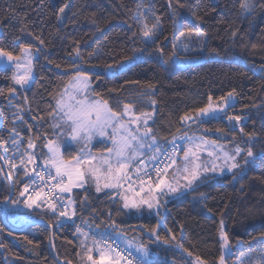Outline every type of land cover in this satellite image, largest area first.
<instances>
[{
  "label": "trees",
  "instance_id": "1",
  "mask_svg": "<svg viewBox=\"0 0 264 264\" xmlns=\"http://www.w3.org/2000/svg\"><path fill=\"white\" fill-rule=\"evenodd\" d=\"M63 2L64 0L54 1L60 5ZM67 2L75 7H70L66 14L75 12L73 19L77 22L63 28L54 14L58 12V7L49 8L47 0H0V47L17 53L20 43L39 46L38 41L28 33L40 35L42 32L46 45L44 52L49 60L54 61L49 64L44 55H38L34 62L30 86L24 90L16 86L17 95L12 98L13 104H21L25 109L29 108L30 104L31 113H22L29 124L35 125L33 116L45 118V123L39 130L40 134L46 133L49 139L53 138L51 130L47 127L51 123L48 118L49 105L54 104L53 97L62 91L71 74L64 75V71L71 67L68 53L75 45L70 39L59 38L56 29L60 28V35L74 37L80 41V51L84 61H87L85 67L90 64L100 65L99 68L89 70L90 74L99 73L102 77L101 80H96L93 76L91 88L100 93L103 99L108 100L115 111H120L124 103H133L137 114L152 112L153 107L149 106L147 99L140 100L138 97L141 91H146L143 85H155L152 98L157 101V112L154 116L155 124L149 122V126L153 128L159 142L163 143L171 136L183 132L188 125L182 123L180 117L186 112L191 113L195 108L205 106L209 95L218 99L235 88L238 101L234 114L250 117L243 120L242 126L246 132L254 133L258 137L253 145L255 150L260 152L264 149V10L259 6L254 7L249 14L241 11L239 0H180L182 4L191 5V9L184 7L178 10L181 17L187 18L184 27L205 32L208 47L217 49L219 53L217 55L206 52V59L181 65L176 63L173 56L177 49L173 48V44L177 42L174 40L167 0H153L158 14H162L163 18V32L158 36L156 44L163 48L164 55L160 56L155 50L145 52L143 63L129 65L116 76L111 73L105 76L104 64L131 56L134 49L142 47L139 36L132 38V32L129 31V25L134 23L137 12V0ZM262 2L264 0H255L257 5ZM193 12L196 15H193ZM93 13L96 14L95 19L103 29L102 32H98L90 23ZM41 20L44 21L43 24ZM21 21L28 25L23 33L20 32ZM235 29H239V32L233 41L230 34ZM183 30L184 28H179V31ZM132 31L138 30L133 28ZM16 37L20 39L17 41ZM97 42H101L102 55L99 59H89L88 53L97 47ZM191 47L197 46L192 44ZM178 53L196 55L193 50H178ZM165 60L169 62L164 63ZM55 63H59L61 68L56 69ZM12 74V68L0 67V142H3L4 154L0 167L4 168V172L6 170L12 174L15 186L12 200L19 199L22 203L24 198L18 197L17 193L23 184H18L17 180H26L22 174L18 176L11 168V164L17 161L13 159L9 129L17 127L25 138L24 147L29 132L27 127L20 126L19 121L13 124V113L16 109L9 104L7 93V89L12 86ZM125 81H139L141 87L126 84ZM111 89L116 91H109ZM25 95L29 104L24 103ZM230 127L226 116H218L213 120L205 119L204 123H199L196 130L206 129L204 132L207 137L221 141H230V135H235L237 140L242 138V143L243 136L238 130L235 133L230 132ZM217 129H223V134L217 132ZM188 130L191 131L190 128ZM32 132L36 133L35 126ZM222 135L227 139L222 138ZM104 140L105 138L95 141L93 148H100L101 142L102 148L109 147L110 142L105 143ZM46 143V140H37L38 145ZM75 150L76 147L63 149L65 158L75 155ZM36 151L45 153L46 148L39 147ZM180 155L182 156V151ZM8 185L9 180L0 176V228L3 229L0 231V242L6 245V248H0V264H61L60 261L83 264L77 256L80 249L79 239L74 235L75 226L69 223L62 227L56 226V218L48 213L47 209L40 207L35 210L27 208L28 211H17L37 216V219L25 223L10 221L8 208L4 209L6 198L9 196ZM107 192L96 193L95 187H88L87 193L77 189L73 191V196L78 199L88 195L91 204L86 211L78 210V225L84 227L81 224L82 218L92 222L94 228L98 226L99 229L111 231L108 226L114 220L116 227L128 240L149 246V259L153 264H185L178 250L174 251L163 243H153L148 236L146 230L157 224L154 214L119 212L121 202L111 194L106 195ZM12 200L9 205L13 204ZM161 200L168 201L165 208L161 209L164 224L172 230L178 240L183 237L184 247L194 255H200L209 261L220 255L219 227L220 220L224 219L227 225L225 230L229 234L233 250V255L229 258L230 263L258 264L259 253L264 250V239H261V234H264V160L258 159L254 169L237 180L232 179L231 173L216 174L214 179H209L196 192L185 191L179 196L162 197ZM92 209L96 210L95 214ZM141 227L146 230L141 232ZM85 230L88 229L85 227ZM159 232L161 236L168 235L163 225ZM28 241L32 243L29 244ZM52 244L55 245L54 248Z\"/></svg>",
  "mask_w": 264,
  "mask_h": 264
},
{
  "label": "snow or ice",
  "instance_id": "2",
  "mask_svg": "<svg viewBox=\"0 0 264 264\" xmlns=\"http://www.w3.org/2000/svg\"><path fill=\"white\" fill-rule=\"evenodd\" d=\"M47 2L49 8L58 7V12L54 14L63 28L77 22L73 19L76 16L75 12H72L71 15L66 14V10L75 7V5L70 6L67 0H64L62 5L54 3V0H47ZM167 5L174 30V40L177 42L173 44V48L180 44L187 49L188 45L184 43L185 41L196 42L202 51H206L208 54H219L217 49L208 47L205 32L184 27L187 18L181 17L178 10L184 7L191 9V5L182 4L180 0H167ZM257 6L264 10V2L257 5L255 0H239V7L243 13L251 14L253 8ZM136 9L134 23L129 25V31L132 32V38L139 36L142 47L134 49L131 56H124L122 60L104 64L103 68L106 71L103 75L105 76L109 73L116 76L127 69L129 65L135 66L143 63L145 52L155 50L160 56L164 55L163 48L156 44L158 36L163 32L162 14H158L153 0H137ZM9 11L11 12V10ZM192 14L196 15L195 12ZM95 16L96 14L93 13L90 23L96 27L98 32H102L103 29L99 26ZM43 23L44 21L41 20V24ZM178 26L184 30L179 31ZM27 28L28 25L21 21L20 32H25ZM133 28L138 31H132ZM60 32L61 29L57 28L56 33L59 38L61 40L70 39L75 47L68 53L71 67L64 71V75L71 73L69 79L64 84L62 91L53 97L54 104L49 105L48 118L51 123L47 127L53 134L52 139H49L46 133L40 134L39 130L45 123L43 116H33L32 119L36 123L32 125L22 114L31 113L27 95L23 97V100L25 104H29V108L25 109L21 104L12 103V98L17 95L16 86H19L21 90L30 86L33 80L34 62L38 55H44L49 64L54 63L48 59L44 52L46 45L45 40L42 39V32L40 35L33 32L28 33L35 41H38L39 46L32 43H20L17 53L0 47V61H3V67L13 70L12 86L7 89L9 104L16 109L13 113V124L19 121L20 126L27 127L29 132L26 147H24L25 138L17 130V127L9 129L13 159L17 161L11 164V168L18 176L22 174L26 180V182L17 180L18 184H23L17 194L18 197L24 198L25 207L34 210L45 207L48 213L56 218V226H65L73 217L80 218L77 216L78 210L82 212L91 207L88 195L79 199L73 196L74 189L87 193L88 187L86 186L91 182L95 186L96 193L108 190L106 195L111 194L121 202L122 207L118 209L119 212L154 214L157 218L156 226L147 230L141 227L140 231L146 230L153 243H163L174 251L178 250L183 256L185 264H228L233 250L229 234L225 230L227 225L224 219L220 220L219 227L220 255L212 261L206 260L200 255L193 258V252L185 248L182 243L183 237L178 240L176 235L172 234V230L164 224L161 209L165 208L168 201L162 202L161 198L179 196L185 191L196 192L209 179H214L216 174H223L225 171L231 173L233 180H237L248 171L253 170L258 159L264 160V149H261L259 153L253 151L252 144L258 137L254 133L246 132L245 127L242 126V121L250 119V117L228 114V110L235 107L237 103L236 89L233 88L227 94L218 97L219 103L209 95L208 103L205 106L195 108L191 113L186 112L180 117V120L190 126L192 123H204V118L217 119V114L222 113L231 125L230 132L235 133L238 130L241 136L247 137L246 143L249 146L246 149L236 144L229 151L226 150L225 144H221L217 140H210L203 135L189 136L186 132L179 137L174 135L171 141L161 143L157 140L153 128L149 126V122L155 124L154 111L157 101L152 98L155 85L152 83L143 85L146 91H141L138 97L140 100L147 99L149 106L154 109L153 112L137 114L133 103H124L120 111H115L109 105L108 100L103 99L100 93L94 92L91 88L93 76L96 80H101L102 77L99 73L90 74L89 70L99 68L100 65L90 64L85 67L87 61H84L80 51V41L74 37L60 35ZM177 32L178 35H176ZM238 32L239 29L233 30L230 39L234 41ZM15 39L18 41L20 38L16 37ZM101 55V42H97V47L88 53V57L89 59L93 57L99 59ZM109 55L111 56V54ZM170 59L171 57H169ZM168 62V60L164 61V63ZM55 68L60 69L61 65L55 63ZM125 83L141 87L139 81H125ZM109 91L115 92L116 90ZM117 104L119 106V102ZM34 126L36 133L32 132ZM216 131L222 134L224 132L223 129ZM97 136L105 138V143L110 142V146L101 155L87 150L88 145ZM222 138L227 139L223 135ZM41 139L46 140L47 143L38 145L37 140ZM177 139L188 142L180 150L182 156L177 151L175 144ZM232 139L235 140V135L232 136ZM77 144L83 145L78 154L65 158L61 146L70 149ZM39 147L46 148L47 152L36 151ZM2 149L3 142H0V161L4 160ZM204 153L207 154L206 159L203 156ZM238 158L240 159L238 160ZM11 175V173H5L4 168L0 167V176L8 179ZM8 190L11 196V182H9ZM200 195L203 196V193ZM20 202L19 199L12 200L13 204ZM92 213L95 214L96 210L92 209ZM109 217L111 218V211H109ZM81 224L84 227L75 225L74 235L79 239L80 251L77 252V256L83 264H153L149 259V246L139 243L134 247L133 241L122 235L114 220L108 226L111 231L99 229L98 226L94 228L92 222L82 218ZM161 225L168 235H160ZM85 227L88 229L87 231ZM0 231L3 229L0 228ZM182 231L183 227H181ZM261 239H264V234H261ZM28 243L31 244L32 241H28ZM52 247L54 248L55 245L52 244ZM0 248H6V245L0 242ZM62 264H72V262L64 261ZM258 264H264V250L259 253Z\"/></svg>",
  "mask_w": 264,
  "mask_h": 264
},
{
  "label": "rangeland",
  "instance_id": "3",
  "mask_svg": "<svg viewBox=\"0 0 264 264\" xmlns=\"http://www.w3.org/2000/svg\"><path fill=\"white\" fill-rule=\"evenodd\" d=\"M54 1H56V0H54ZM66 13H67V10H66ZM65 22V21H64ZM184 43H186L187 45H188V47H187V49H185L183 46H181L180 44H177V46H176V54H175V61H176V63H178V64H181V65H185V64H189V63H196V62H199V61H202L203 59H206L207 58V55H206V51H202L201 50V47H200V45L198 44V43H196V42H191V43H189V42H184ZM192 44L193 45H196L197 47H191L192 46ZM190 48V49H189ZM178 50L179 51H185V52H189L190 50H193V51H195L196 52V55H190V56H187V55H181V54H179L178 53ZM0 67H3V61H0ZM92 85V84H91ZM236 100L238 101V96H236ZM214 101L215 102H217V103H219V100L218 99H214ZM236 105V104H235ZM234 107L233 108H231V109H229L228 110V114L229 115H234V116H236V114H234ZM154 111V109L152 110V112ZM156 112H157V106H156V109H155V111H154V116H155V114H156ZM218 116H223V114L222 113H218L217 114ZM239 116V115H238ZM242 117V116H241ZM204 119H208V118H204ZM243 122V121H242ZM196 124V125H195ZM198 125H199V123H192V124H190V129H191V131H189L188 129L185 131H183V132H180L181 134H183L184 132H186V133H188V135L189 136H192V135H195V136H197V137H199V136H207V134L204 132V131H206V129H203L204 131H202L201 129H199V130H196V127H198ZM189 126V125H188ZM208 133H211L212 131H207ZM229 133V132H228ZM190 134H192V135H190ZM229 136V135H228ZM233 135H230V137H232ZM208 139H210V140H215L214 138H212V137H207ZM101 139H103V137H95L94 139H93V141L91 142V144H89L88 145V149L87 150H90V151H92L94 154H96V155H101L102 153H104L105 152V150H106V148H102L101 146L103 145V142H101L100 143V148H98V149H94L93 148V145H94V142L95 141H98V140H101ZM242 139V138H241ZM241 139L240 140H237L236 139V137H235V140H230V141H227V140H225V141H221V140H217L219 143H221V144H225L227 147H226V150H231L236 144H239L242 148H247L249 145L246 143V141H247V137L246 136H243V141H242V143L240 142L241 141ZM188 142H187V140H186V142H185V145L187 144ZM254 143L252 144V147H253V151L254 152H256V153H259L257 150H255V148H254ZM74 147H76V150H75V155L76 154H78V152H79V149L81 148V147H83V145H80V144H77V145H73L72 146V148H74ZM63 149H65V147L62 145L61 146V151L63 152ZM46 152H47V149H46ZM45 152V153H46ZM203 156H204V158L206 159L207 158V154L206 153H204L203 154ZM240 158H238V160H239ZM225 173H228L227 171H225L223 174H225ZM219 174V173H218ZM169 175H171V172H169ZM86 187H95L91 182L89 183V185L88 186H86ZM75 190V189H74ZM73 190V191H74ZM106 191H108V190H105L104 192H106ZM104 192H101V193H104ZM65 195H67V194H65ZM1 204V203H0ZM20 206H22L23 208L25 207V205H24V203L22 202V203H18V204H12V205H10V208L8 207V211H9V219H10V221H17V222H19V223H25V222H27V221H31V220H33V219H37V216H34V215H31V214H27V213H21V212H17V211H22V210H18V209H15L16 207H20ZM31 209V208H30ZM43 209H46L45 207H43ZM24 211H28V209H27V207H25V210ZM39 215H41V214H39ZM77 218V217H76ZM76 222V225H78L77 224V221H75ZM73 226H75V225H73ZM133 245L135 246L136 245V243L135 242H133ZM94 255H95V253H94ZM196 255H194L193 254V258L195 257ZM184 262H185V260H184ZM228 264H231L230 263V261L228 260Z\"/></svg>",
  "mask_w": 264,
  "mask_h": 264
},
{
  "label": "built area",
  "instance_id": "4",
  "mask_svg": "<svg viewBox=\"0 0 264 264\" xmlns=\"http://www.w3.org/2000/svg\"><path fill=\"white\" fill-rule=\"evenodd\" d=\"M191 126H187L186 128H185V130L186 129H188V128H190ZM181 135V133H177V134H175V136H177V137H179ZM174 136V135H173ZM173 136H171L169 139H167L166 141H171L172 140V137ZM185 141L186 140H180V139H177L176 140V142H175V144H176V146H177V151H178V154L180 155V153H181V149L184 147V144H185ZM9 208H10V205L8 206ZM15 209H18V210H22V211H24L25 210V207L23 208L22 206H20V207H16ZM76 217H73L72 218V220H70V221H68V223L69 224H71V225H76ZM117 242H119V241H117ZM133 252H134V248H133ZM134 254H135V252H134Z\"/></svg>",
  "mask_w": 264,
  "mask_h": 264
},
{
  "label": "water",
  "instance_id": "5",
  "mask_svg": "<svg viewBox=\"0 0 264 264\" xmlns=\"http://www.w3.org/2000/svg\"><path fill=\"white\" fill-rule=\"evenodd\" d=\"M5 172L8 173L6 170H5ZM8 180H9V182H11V186H12V194H11V196H10V194H9V196H8V198H7V200H6L5 204H4V209H5V210H7L9 204L11 203L12 197H13V195H14V187H15V186H14V183H13V181H12V178L9 177ZM60 263L62 264V261H60Z\"/></svg>",
  "mask_w": 264,
  "mask_h": 264
},
{
  "label": "crops",
  "instance_id": "6",
  "mask_svg": "<svg viewBox=\"0 0 264 264\" xmlns=\"http://www.w3.org/2000/svg\"><path fill=\"white\" fill-rule=\"evenodd\" d=\"M188 134V133H187ZM190 135H192V134H190Z\"/></svg>",
  "mask_w": 264,
  "mask_h": 264
}]
</instances>
